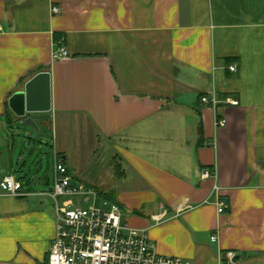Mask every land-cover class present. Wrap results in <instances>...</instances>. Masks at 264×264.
Instances as JSON below:
<instances>
[{
  "label": "crops",
  "instance_id": "1",
  "mask_svg": "<svg viewBox=\"0 0 264 264\" xmlns=\"http://www.w3.org/2000/svg\"><path fill=\"white\" fill-rule=\"evenodd\" d=\"M61 38L70 57L53 60ZM42 72L50 117L34 132L8 101ZM213 92L238 105L201 104ZM46 141L52 180L60 159L159 255L264 264V0H0V182ZM22 190L0 188V264H48L51 200Z\"/></svg>",
  "mask_w": 264,
  "mask_h": 264
},
{
  "label": "built area",
  "instance_id": "2",
  "mask_svg": "<svg viewBox=\"0 0 264 264\" xmlns=\"http://www.w3.org/2000/svg\"><path fill=\"white\" fill-rule=\"evenodd\" d=\"M53 14H58L60 8H53ZM61 38L52 51L53 60L70 57ZM228 69L235 72V66ZM201 104L215 109L218 105L237 106L236 100L228 97L219 99L216 94L203 96ZM226 121L215 120V126L222 128ZM53 186L49 193L33 195L48 197L53 206L55 216V233L51 244L48 264H188L171 257L159 255L150 242L146 229H136L123 222L121 210L116 203L103 199V207L78 208L71 198L89 202L99 198V194L84 184L76 182L70 175L62 160H56L53 168ZM203 178L209 173L204 172ZM1 190L12 197H26L31 194L22 190V185L12 175L4 176L0 182ZM82 200V201H81ZM225 209L219 203L217 212ZM212 242L216 241L213 236ZM239 256L235 252L227 255V264H238Z\"/></svg>",
  "mask_w": 264,
  "mask_h": 264
},
{
  "label": "rangeland",
  "instance_id": "3",
  "mask_svg": "<svg viewBox=\"0 0 264 264\" xmlns=\"http://www.w3.org/2000/svg\"><path fill=\"white\" fill-rule=\"evenodd\" d=\"M41 135H44L45 138L49 136V132L44 129L41 132ZM35 139V138H34ZM36 141V140H35ZM32 143V148L28 151V155L24 160L27 162L30 160V164L26 170H12L15 179L21 182L24 188L29 189V191L35 193H49L52 190L53 180H52V167H53V157L52 152L50 151L49 142ZM27 145V144H26ZM28 146V145H27ZM24 152V149L20 151ZM20 152L18 154H20ZM110 154L109 149L101 147L96 158L92 159V164H97L99 167H105L109 159ZM110 157V156H109ZM34 162V163H33ZM34 166V167H33ZM29 167L34 168L32 172H29ZM38 168V169H37ZM71 168V167H70ZM37 169V170H36ZM70 174H73L74 170H69ZM88 179L100 180L105 177L107 179L111 177L112 174L107 175L106 170H82ZM44 200H50L48 197H43ZM73 202L78 204V208H89L95 206L96 208L103 207V199L99 197L98 199L93 200V197L90 198L89 202L82 201L80 204L77 202V198H71ZM46 200V201H47ZM52 203V202H51Z\"/></svg>",
  "mask_w": 264,
  "mask_h": 264
},
{
  "label": "water",
  "instance_id": "4",
  "mask_svg": "<svg viewBox=\"0 0 264 264\" xmlns=\"http://www.w3.org/2000/svg\"><path fill=\"white\" fill-rule=\"evenodd\" d=\"M8 107L20 123L19 127L38 132L41 122L50 117L47 115L50 111L49 75L42 72L29 80L23 91L11 96Z\"/></svg>",
  "mask_w": 264,
  "mask_h": 264
},
{
  "label": "trees",
  "instance_id": "5",
  "mask_svg": "<svg viewBox=\"0 0 264 264\" xmlns=\"http://www.w3.org/2000/svg\"><path fill=\"white\" fill-rule=\"evenodd\" d=\"M98 194H99L101 197H103L104 199H106V200H108V201H111V202H113V200H112V198H111V197H109V196H107V197H106V195H105V194H102V193H100V192H98Z\"/></svg>",
  "mask_w": 264,
  "mask_h": 264
}]
</instances>
